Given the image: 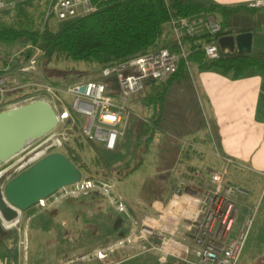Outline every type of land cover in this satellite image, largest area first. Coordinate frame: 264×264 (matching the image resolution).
<instances>
[{"label": "built area", "instance_id": "2783aa9c", "mask_svg": "<svg viewBox=\"0 0 264 264\" xmlns=\"http://www.w3.org/2000/svg\"><path fill=\"white\" fill-rule=\"evenodd\" d=\"M27 1L31 0H0V12L14 10L19 3ZM164 2L170 12L169 0ZM250 6H264V3ZM97 10L98 7L92 0H49L43 27L56 29L64 21L88 16ZM169 26L178 48L177 52L164 48L112 64L100 71V80L64 87L51 85L43 77L41 50L33 44L25 45L19 53L10 57L0 70V112L42 100L51 105L59 124L41 139L31 141L0 167V188L48 154L62 152L64 146L73 140L79 120H82L79 129L84 138L102 144L107 150H114L117 142L126 133L125 116L129 112L131 99L142 94L149 82L168 81L176 74L181 62L186 66L205 128L210 132L211 122L197 90L195 70L189 61V52L183 38L202 33L217 34L221 31V25L211 16L200 14L180 19L171 17ZM27 50L32 53L22 57ZM204 52L209 60H217L221 56L217 43L206 45ZM112 78L117 80L116 85L110 81ZM216 154L220 156L218 151ZM233 163L232 159L224 158L222 170L208 174L194 172L189 178H181L169 203L159 210V219L147 218L143 228L138 232H131L133 235L129 236L134 238L132 244L143 245L140 251L144 252L146 237L149 235L154 238L156 231H160L154 248L163 252V262L168 257H175L186 264H238L253 226L257 206L247 207L238 231L232 237L239 215L236 195L243 194L241 190L225 183L227 169ZM111 189L107 182L83 178L81 182L41 200L36 207L47 210L58 206L64 200H76L98 190L118 213L128 216L126 201L120 195H113ZM21 214L12 221H6L0 216V225L5 231L16 228ZM123 243L122 240L116 245L113 244V249L111 246L96 249L89 256L107 259ZM0 264H6L3 257H0Z\"/></svg>", "mask_w": 264, "mask_h": 264}, {"label": "crops", "instance_id": "0c3cea01", "mask_svg": "<svg viewBox=\"0 0 264 264\" xmlns=\"http://www.w3.org/2000/svg\"><path fill=\"white\" fill-rule=\"evenodd\" d=\"M194 1L203 4L215 3L227 7L245 6V10L233 15L228 20L235 17L243 23H240L239 27L235 29L229 28L227 21L226 29L231 34L251 32L253 45L250 54L264 53V6H250L259 2L264 3V0ZM215 18L217 22L221 23L222 20L219 16H215ZM194 70L197 90L210 117L212 127L210 132L204 125H200L198 101L189 79H173L166 83L162 104H160L159 97L156 96V85L149 84L142 95L131 99L130 106L133 109L138 107L145 112L148 119L152 117L157 119L161 115L163 117L159 122L161 129L156 133L148 155L153 158L154 162L157 160V147L159 148L163 142L162 139L164 140L163 148H166L167 145L172 146L173 138L180 139L185 148L191 147L195 150L192 151L193 154L191 153L190 156L183 159L184 167L190 173L208 174L211 171L222 170L224 158L234 161L227 169L225 183L234 189L241 190L243 194L236 195L239 215L231 234L233 237L245 215L243 203L250 193V185H252L250 180L264 181V71L249 69L241 77L235 78L232 73L223 74L218 70L207 71L195 68ZM160 107H162V114ZM162 130L165 132L164 135ZM128 136L127 133L126 138ZM217 151L220 156L216 154ZM171 161L173 160H169V163ZM172 168L173 165H170L164 167L162 171H158V168L155 167L146 179L150 181V178L154 179L160 172L167 174ZM132 170L130 169L129 172L132 173ZM173 173L174 175H165L163 178L158 175V180L161 183V186L158 187L159 195L163 196L164 200L172 193L170 182L177 176V173ZM154 186L153 182L151 184L152 193H155ZM94 196V199L89 197L84 200L85 210L72 204V201L69 200L45 210L44 218L38 216L39 208L35 209L34 207L21 214L20 223L14 229L19 232L24 221L39 228L36 237L43 244L46 256L43 264H95L96 262L108 264L106 259H95L89 256L107 241L112 242L117 238L112 228V219L109 220L112 218L110 210H105V204L103 205L99 202L101 200L96 199V194ZM138 197L141 204L135 206L136 212L144 214L153 209L151 208L152 204L162 206V203H165L164 200L162 202L155 201V203L147 201L145 188ZM240 207H242V212H240ZM87 225L97 229L96 243L92 245L94 236L90 235V230H86ZM24 228L27 230V227L24 226ZM124 228L119 231H124ZM28 236L29 239H33L35 231L29 229ZM150 241L156 242L157 239L151 238L148 242ZM133 247L140 250L143 245L133 243L132 247L127 249L131 250ZM24 249L26 250V247ZM3 258L6 264H27L26 252L24 258L20 257V252L18 257L14 253L5 254ZM170 258L176 260L175 257Z\"/></svg>", "mask_w": 264, "mask_h": 264}, {"label": "trees", "instance_id": "16d2710c", "mask_svg": "<svg viewBox=\"0 0 264 264\" xmlns=\"http://www.w3.org/2000/svg\"><path fill=\"white\" fill-rule=\"evenodd\" d=\"M48 2L49 0H31L19 3L14 10L2 11L0 44L9 43L16 46V41L25 45L33 44L41 49L40 60L43 59L46 64L54 62L85 63L96 65L100 73L107 66L137 58L155 50L165 48L171 52H177L178 48L168 26L171 17L180 19L200 14L214 15L219 16L222 20L220 32L214 35L202 33L183 38L192 66L196 70H218L223 74L232 73L235 78L241 77L249 69L264 71V53L245 55L221 53L219 59L209 60L204 52L206 45L216 44L219 37L231 34L226 29V23L230 17L245 10V6L227 7L215 3L203 4L194 0H169L170 13L164 0H92L93 4L98 7L97 12L64 21L56 29H52L50 26L43 27ZM21 49L23 48L20 47ZM31 53V50H27L22 57ZM8 59L9 56L0 61V67L5 66ZM44 79L53 86L63 85L62 82L50 80L47 76H44ZM173 79H189L184 62L180 63L176 74L168 81L147 84L156 85V96L159 97L160 104L163 103L161 101L165 92L164 85ZM96 80H100L99 76ZM161 109L162 107H160L162 114ZM198 116H200V125L205 126L199 106ZM162 118V115L157 119L155 117L147 118L138 127L135 141H138L140 147L142 145L146 147V152L143 153L140 161L137 160L138 157L134 153L127 159H123V150L121 151L123 138L117 142L112 151L105 149L102 144L84 138L79 129L82 120L78 121L76 128V132L79 131L80 134L77 133V136L64 146L62 152L83 170L84 178L91 173L88 164L99 167V171L108 170L117 163V158L123 159L120 166L122 171L128 172L123 174L125 177L131 174L130 169H133L132 173L140 169L148 171L152 164H145V155L150 152L155 135L161 129L159 122ZM164 133L162 130L163 135ZM162 141L164 142L163 139ZM163 142L159 148L157 147V160L154 162V166L158 168V171H162L164 167L173 165L172 170L167 174L161 172L157 174L163 178L165 175H174L173 172L177 173V176L170 182L172 193L167 196L165 201L163 196L152 193L150 181L145 182V193L147 197L156 195L162 197L161 199L167 205L177 182L181 178H189L191 173L186 171L183 159L190 156L191 153L193 154L192 151L195 150L191 147L185 148L180 140L178 143V138H173L172 146L167 145L166 148H163ZM127 151L130 152L128 149ZM169 160L173 161L169 163ZM96 174L99 175V172ZM89 179L105 181L100 176H92Z\"/></svg>", "mask_w": 264, "mask_h": 264}, {"label": "rangeland", "instance_id": "374dc122", "mask_svg": "<svg viewBox=\"0 0 264 264\" xmlns=\"http://www.w3.org/2000/svg\"><path fill=\"white\" fill-rule=\"evenodd\" d=\"M2 14L3 13L0 12V18ZM209 16H211L214 20H216L214 15H209ZM240 23H243V22L239 19H235L234 17L230 21H228L227 25L229 28L236 29V27H239ZM19 52H20V47L18 45L14 46L9 43H1L0 44V61H2L3 59H6L8 56L9 58L14 57ZM40 61H41V64H46V62L43 59H41ZM3 68L4 66L0 67V70H2ZM42 71H43V75L47 76L50 80L62 82L63 85L61 87H64L65 85L68 86L69 84L72 85V84H76L80 82L96 80L99 76V70H98V67H96V65H89L85 63L75 64L71 62H59V63L54 62V63H49V64L42 66ZM140 95H137V96H140ZM137 96H135V98ZM130 105H129V112L125 116L126 117L125 118L126 131L125 132L126 133L122 137L124 140L122 139L123 141L121 142V151L123 150L122 157L125 160L132 153H134L138 157L137 160L140 161V158L146 152V147L144 145L140 147L138 145V141H135V140L137 139L136 134H137L138 127L141 125V123L147 120V117H146L145 112L140 110L138 107H134L135 109H133L131 108ZM77 133L80 134V132L77 131L74 133L73 136L76 137ZM127 133L129 134V136L126 138ZM179 140L180 139H178V143H179ZM127 149L130 152H128ZM200 151L203 152L202 150ZM148 155L149 153L145 155V158H146L145 164L146 165L150 163L152 164L149 167L148 171H144L140 169L138 171H135L129 174L127 177H125L123 174L128 173V172L122 171V168L120 166L121 161L123 159L120 160L117 158V161H116L117 163L112 165L113 167L112 169L105 170V169L100 168L102 169L100 170L101 172L98 170L99 167L93 166L92 164H88V168L91 173L85 176L86 177L85 179H89L92 176H95V177L100 176L103 180H105L104 182H107L111 185L112 194L120 195L126 201L128 217L131 218L133 221L137 222L138 227L136 228V230L138 231L144 227L143 223L146 222L147 218L159 219V216H160L159 210L161 209L162 206L164 207L166 206L165 203H162V206L152 204L151 208L153 209L149 210L146 214L141 213V212H136L135 206H138L140 203V200L138 197L139 193L144 192V188H145L144 182L148 183L146 179L147 176L149 175L148 173L153 172L155 168L153 158ZM96 172H99V175L96 174ZM152 178H150L151 182L149 183L151 184L153 182L155 183V186H154L155 193L159 195L160 189H158V187L161 186L160 185L161 183H160V180H158V175H156L154 179ZM250 182L252 183V185H250V193L248 196H246L245 202L243 203L244 207L243 206L242 207H243V211H245L246 213L247 207L257 206V212L254 218L253 226L250 230L249 236L242 250V254H241L240 261L238 264H264V181L260 179H255V180L251 179ZM90 194H96L97 200H101L103 204H105L106 206H109L110 208H113L112 206H110L108 199L105 196H103L101 192H98V190L92 191ZM159 199H160V196L156 195L153 197H148L147 201L149 202L154 201V203L155 201L162 202V199L161 200ZM242 207H240V212H242ZM35 209L37 208L35 207ZM38 210L40 211L38 213V216H42L44 218V215L46 214L45 210L43 209H38ZM123 216L126 219H128L125 215ZM0 222H1V218H0ZM22 226L23 227H20L19 232L17 231V229H13L10 231H4L3 234H0V257H3L5 254L11 255L14 253L18 257V254L20 252V257L23 256L24 258L25 252H26L27 259L25 260L27 264H43L44 260H46L45 259L46 256L43 251L44 249L43 244L38 240V237H36V234H38L39 228L32 226L30 222L26 223V221L22 223ZM24 226L27 227V230L24 228ZM29 229L32 231H35V237L33 239H29V236H28ZM133 232L134 230H132V233ZM129 234H130V231L128 232V235ZM134 234L136 235L137 233H134ZM159 234H160V231H156L154 238L157 239L156 237L159 236ZM132 235L133 234H131L130 236ZM130 236L127 237L126 240H123L124 243L122 246L117 247L116 249H114L113 253H110L107 256L106 260L108 261L107 262L108 264H179V262H181L177 258L176 260L178 261L173 260L170 257L166 258V262H163L162 258L164 257V254L160 250H157L154 248L155 242L153 241L144 243V246H146L145 247L146 249L144 252L134 247L131 250H128L127 249L128 247H132V242L134 239ZM169 237L170 236L167 234V238ZM116 240L114 241V243H111V245H109L111 246L112 249L115 247L118 241ZM109 246H106V247H109ZM25 247H26V250L24 249ZM106 247L101 246L100 248H106ZM47 252H50V251H47ZM25 260H24V263H25ZM95 264H103V263L96 262ZM181 264H186V263L181 262Z\"/></svg>", "mask_w": 264, "mask_h": 264}, {"label": "water", "instance_id": "95a60500", "mask_svg": "<svg viewBox=\"0 0 264 264\" xmlns=\"http://www.w3.org/2000/svg\"><path fill=\"white\" fill-rule=\"evenodd\" d=\"M21 48L25 44L16 41ZM217 45L222 54H250L253 35L241 32L221 36ZM113 85L117 80H110ZM59 121L51 105L35 101L0 112V167L20 153L31 141L41 139L58 127ZM145 143V142H144ZM84 178L83 170L64 153L48 154L14 176L0 188V216L12 221L65 187ZM4 229L0 225V234Z\"/></svg>", "mask_w": 264, "mask_h": 264}, {"label": "flooded vegetation", "instance_id": "af4514ba", "mask_svg": "<svg viewBox=\"0 0 264 264\" xmlns=\"http://www.w3.org/2000/svg\"><path fill=\"white\" fill-rule=\"evenodd\" d=\"M89 197L90 198L92 197L94 199L95 196H94V194H88V195H86L84 197H80V198H78L76 200H72V199L64 200L60 204L65 203L66 201L71 200L72 201V204H74L76 206H80V207L83 208V210H85L86 209L85 208L86 205H85V201L84 200L86 198H89ZM99 202L102 203L101 201H99ZM104 207H105L104 208L105 210H108V211L110 210V217H112V218H109V220L112 219V228H113L114 232L116 233V237H117L116 239L118 241L116 239L115 240L117 242L127 239V237L131 234L132 230H134L135 232L138 231V230H136V228L138 227L137 222L133 221L131 218H129L128 216L125 215L128 218V219H126L123 216V214H120V213L116 212L114 210V208H110L109 206H106V205ZM123 227H125L124 228V231L120 232L119 230L122 229ZM85 228H86V230L87 229L90 230V235H92V237L94 236L93 237L94 239H93V242L91 243V245L94 244V243H96L95 242L96 241L95 240V237H97V235H96L97 229L95 227H93V226L90 227L88 225ZM129 231H130V234L128 235V232ZM150 239H151V237L148 236V237H146V240H144V241L148 242ZM111 243H114V241H112V242L107 241L106 243H104L102 245V247L103 246L104 247L109 246V245H111Z\"/></svg>", "mask_w": 264, "mask_h": 264}, {"label": "bare ground", "instance_id": "6f19581e", "mask_svg": "<svg viewBox=\"0 0 264 264\" xmlns=\"http://www.w3.org/2000/svg\"><path fill=\"white\" fill-rule=\"evenodd\" d=\"M147 223H149V224H155V223H153V222H151V221H147Z\"/></svg>", "mask_w": 264, "mask_h": 264}]
</instances>
